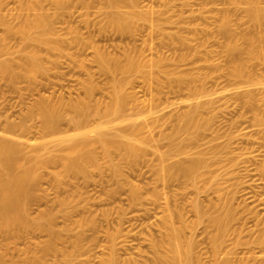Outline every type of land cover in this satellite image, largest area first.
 <instances>
[{
	"label": "rangeland",
	"instance_id": "obj_1",
	"mask_svg": "<svg viewBox=\"0 0 264 264\" xmlns=\"http://www.w3.org/2000/svg\"><path fill=\"white\" fill-rule=\"evenodd\" d=\"M2 1L0 18L7 24L0 22V44L4 41L7 47L3 43L0 46V61H11L19 77L12 82L0 69V139L18 144L19 159L22 157L29 168L36 167L37 179L26 205L31 228L6 230L0 224V263L109 264L114 255L116 264H153L152 243L160 242L158 250L164 251L167 223L179 227L186 221L191 226L184 230L183 239L194 242V261L264 264V258L258 257L263 251L257 241L264 229V125L255 121L256 115L264 117V88L253 83L264 81V63H253L250 68L254 86L249 83L247 88L248 80L233 78L226 38L219 30L227 11L239 35L264 31V26L253 28L246 13L247 0ZM252 1L264 8V0ZM35 10L51 15L56 35L63 39L59 49L30 43L16 32L6 34L9 27L20 25L21 19ZM119 14L127 15L131 22L125 32L110 24ZM31 48L38 51L45 68L35 77L28 76L21 60ZM99 53L120 61L127 55L142 56L149 62L144 70L150 73L143 76L115 73L128 99L124 111L116 114L105 130L123 142L127 137L142 140V149L136 159L117 149L105 157L96 143L97 166L90 164L88 174L69 173L64 160L81 140L73 137L76 130L70 117L74 111L69 104L90 98L93 110L113 101L112 76L101 68ZM178 75L186 79L198 76L180 83L176 81ZM89 83L94 85L91 93ZM247 89L256 93L253 108L245 104L246 95L241 97ZM199 100L211 104L201 111L208 126L184 144L187 150H204L211 162L205 184L201 182L197 188L184 178H165L160 153L170 150L172 158L181 157L180 148L171 146L167 135ZM47 103L63 106L59 110L64 118L56 128L47 127L40 115L39 106ZM93 113L91 117L97 114ZM99 116L93 117L98 120L90 117L89 129L96 121L112 117ZM135 126L140 128L135 130ZM220 194L228 199L235 217L228 235L216 248L210 217L217 210L215 204L224 200ZM195 201L205 210L200 219ZM43 222L51 227H43ZM53 234L59 235L58 241L53 240ZM73 239L79 240L77 245ZM48 241L57 246V253L46 249ZM62 253H72L73 263Z\"/></svg>",
	"mask_w": 264,
	"mask_h": 264
},
{
	"label": "bare ground",
	"instance_id": "obj_2",
	"mask_svg": "<svg viewBox=\"0 0 264 264\" xmlns=\"http://www.w3.org/2000/svg\"><path fill=\"white\" fill-rule=\"evenodd\" d=\"M111 1L113 3H117L121 0H111ZM129 1H131L132 3L134 0H129ZM2 2L3 1L0 0V5L2 4ZM244 3H245V8H246V13L249 19L251 20L252 25L254 26L253 28L256 30L259 28L263 29L262 27L264 26V8L258 6L257 4H254L252 0L251 1L247 0ZM31 8L32 7H30V9ZM35 11L36 12L32 14L33 17H30L32 15H28V17H26L25 19L24 18L21 19L22 21L23 20L24 21L22 23L20 22L21 23L20 25L16 27L15 25L14 27L12 25L11 27H9L6 30L7 31L6 34H11V33L13 34L14 32H16L30 43H34L38 45H45L47 48H50V49H55V50L59 49L61 43L63 42V39L60 37L61 35L60 36L56 35V31L51 23L52 20L49 18L50 14L48 15L46 14V12L44 13L43 11H40V10H39L40 12H38L37 10ZM56 12L59 13L58 11ZM142 14L141 15L139 14L140 18L143 16ZM145 15H146V18L147 16H149L146 13ZM145 15L144 17H142L143 19H145ZM22 17H25V16L22 15ZM114 17L111 18V21H110L111 22L110 24L112 25V27H114L120 32H125L130 28L131 22L128 19L127 15H120L115 18ZM150 19L152 18L150 17ZM2 21L0 18V22ZM5 21L3 23H5ZM5 24H7V22ZM8 26H10V24ZM219 30H220V33L226 38V42L224 46L226 48V53H227L229 62L231 64V66L229 67V73L236 80L237 79L240 81L248 80L246 81L247 83L246 87L248 88L249 87L248 84L252 83L253 82L252 79H254L252 76L253 71L251 70L253 68L252 66L256 65L257 62L264 63V31L262 30L258 31L257 34L254 31L252 32H254L255 34L250 31V32H247L248 34L244 33L243 35H239L240 32L238 33V31H236V28L233 26L231 16L229 13H227V11L223 14L221 23L219 25ZM16 33H14V35ZM1 42L5 44L4 41H1ZM182 42L185 43L183 39H182ZM2 43L0 44V46L2 45ZM29 45L33 46V44H29ZM5 46L7 47L6 44ZM31 49L27 51L25 50L26 52L24 54L22 53L23 57L20 56V59L22 57L21 60L23 62L24 67L22 66V63L20 61L19 63H21L20 65L21 67L27 70V72L29 73L28 76L30 75L29 77H32V76L35 77L37 73L39 72L43 73L45 71V68L41 64V60L39 58L40 55L38 54V51H36L35 49H32V50ZM98 60L100 62L101 68L104 71L111 74L112 76L111 93L113 95V101L110 104H105L104 106L105 108L103 109H99L100 107H98L99 105L98 104L97 105L98 108H94L93 110L92 108L94 106L90 98L84 99L85 98L84 97L83 99L81 98L80 100H77L76 102H73V103L71 102L69 104V107L71 106V109L74 111L73 116L70 117V121L72 122V124H74L75 130H76L73 137L78 136L81 139V140H78V142L76 143L74 142L75 143L74 145L71 144L73 146L70 148L69 156H68L69 158L64 160L65 171L69 173L86 174L87 171H89V167H91L89 166L90 164L93 163L92 166H97L95 164V162H97V158H96L97 156L95 154L96 150L94 149V146L97 144L101 145L103 155L105 157L109 155L111 150L117 149V150L123 151L124 153L123 152L122 153L125 154L126 157H131L134 159L135 157L136 158L138 157L142 149L139 144V142L140 143L143 142L142 140L138 138H134V137H127L126 142H123L121 139L108 134L107 131L105 130L109 126V124H111V119L113 120L116 114H120L124 111L126 104H127V99H128L126 95L124 94L123 85L121 81L115 76V73L116 72L117 73L118 72L120 73L137 72V73H141V75L143 76V74H147L148 72L147 71L145 73L144 69H145L146 64H148L149 62L146 63L148 60L144 59V57L142 56L136 57L134 55H127L124 61H120L119 59H116L115 57H108L102 53L98 54ZM10 62L11 61H9L8 59L4 61H0V69L7 78H9L12 82H14L19 77V75L12 69L11 67L12 64H10ZM250 70L252 71V73ZM197 76L198 75L191 76L186 79L185 77L178 75L176 76L177 77L176 81L180 83L184 81L186 82L187 80L189 81L191 78L193 79L194 77H197ZM261 80L263 79H260V81ZM258 81L253 82V83H255L256 85L258 83H261L260 85L262 86V88H264L263 87L264 81H261V82H258ZM253 83L251 84V86L253 85ZM87 86H88L87 88L88 92L91 93L92 90L94 89V85L89 83V85ZM246 92H247L246 94L243 93L241 95V97L246 95L245 101H244L245 104L251 108L255 107L256 105L255 94L256 93L254 92L255 93L254 94L251 91V89H247ZM208 101L199 100L198 102L190 106L189 111L185 112L186 114L183 113V116H181L182 118H180L182 123H179V125L177 126L174 132L167 135L170 145L180 148L181 151H179V155L181 157L178 159L172 158L170 150L160 153V157L162 159L161 168L165 173V176H166L165 178L170 179V180L184 178L192 186H195V187L197 186V188H200L199 183L203 182V185L205 184L206 182L205 179L208 173L210 172V168H211L210 160H208V158L205 157L204 150L202 149H197V150L194 149L195 151L187 150L185 145H188L187 142L190 139L191 140L196 139V137L194 136L195 133L201 131L203 127L208 126L207 119H205V117L201 113L202 109H208L210 107L211 104ZM62 102L63 101H61L60 104H62ZM41 105L39 106L41 107L39 111H40V115L43 119L44 124L47 127L56 128L60 122V119L64 118V117L61 118L63 114H61L60 112L61 110H59V108L63 106L58 105V104L57 106L51 103L50 105H48V103L47 105H42V106ZM92 112H94L93 114H95V112L97 114L99 113V115L101 113L102 117L107 118L110 115L112 117L110 116L111 117L110 119L103 118L106 121H101V122L96 121L98 123L94 126V128L89 129L87 127V122L89 121ZM97 114H95V116L93 117L100 118V116ZM97 118H93V119L98 120ZM255 121H257L260 126L264 125V117L261 115H256ZM139 128L140 126L134 127L135 130H138ZM90 132H96L98 135L89 137ZM182 133H185L186 137L182 136ZM78 137H76V139ZM184 141H186V143ZM193 146H196V145H193ZM197 146H201V145L199 144ZM18 154L19 155L21 154V149L15 141H12L10 139H5V138L0 139V224L6 230L22 229V228L28 229L27 227H30L31 225V222H30L31 219L28 217V214L26 211V208H27L26 205H27L28 200L31 198V195L33 194L32 191L34 189L32 190V188L35 187L34 185L37 179V172L35 171L36 167L34 168L33 167L29 168L31 166L27 167L26 161L24 162L25 163L24 164L21 161L23 160L21 159L22 157L19 159V157L22 155L19 156ZM188 155H191L192 157L187 159L186 157ZM15 167L17 168V171ZM115 169L117 170V168ZM261 170L264 172V164L261 165ZM58 174L59 176L62 175L61 173H58ZM220 191L221 189L218 188L217 192L220 193ZM222 198L223 197H221V194H220V199ZM227 200L228 199L226 198L224 200H220L221 203L219 202H218L219 204L216 203L215 207L217 210L214 213V215L212 214V216L210 217V221L215 229V232L212 236V240L216 248H218L217 246L219 245L218 243L219 240L225 235H228L230 228H231L230 227L231 221L235 217L234 212L231 209L232 206L230 207V204H228ZM202 207L203 206L202 204L199 203V201H195L194 209L199 219L205 214V210ZM44 222H43L44 225H42L43 227H47L51 225L49 223H44ZM181 224H182L181 226L175 227L172 222L167 223L166 225L167 228H166V233H165L166 235H164L166 238L164 237L165 240L163 239V241H165V244L163 243L164 245H162V247L164 246L163 247L164 251L159 252L160 247L158 250V246H160L161 244L158 245L157 243H160V242L158 241L157 243L153 242L152 245L154 248L153 251H155V255L153 256V260H152L153 262L151 263L153 264H202L199 261H194V249H193L194 242L192 240L185 241L184 240L185 238L183 237L184 230H186L187 227L189 228L191 225L187 223L186 221L182 222ZM259 235L261 236L258 237L259 239L257 241L260 247H262V251L264 253V250H263L264 249L263 248L264 247V229L260 232ZM52 236L54 238L50 236V240L53 238V240L58 241L59 235L53 234ZM52 241H50V243L48 241L49 244L48 243L46 244L47 245L46 249L47 250L49 249L48 251H51L52 249L54 251L57 250V246L54 243L52 244ZM74 241L73 242L76 243L77 245L79 240H74ZM263 253H260L258 257L263 259L264 258L262 257L264 256ZM63 254L66 256V254L68 253L66 254L62 253V255ZM71 255L70 256L69 254L67 255L68 256L67 260L71 259L69 261H72L73 255L72 256ZM258 257H257V260L259 259ZM115 260H116L115 256L113 255V258H111V261L109 260V264H116ZM226 264H229V263L227 262Z\"/></svg>",
	"mask_w": 264,
	"mask_h": 264
}]
</instances>
